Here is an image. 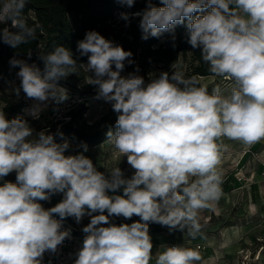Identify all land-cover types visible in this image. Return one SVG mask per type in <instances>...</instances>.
<instances>
[{"label": "clouds", "instance_id": "9594fccd", "mask_svg": "<svg viewBox=\"0 0 264 264\" xmlns=\"http://www.w3.org/2000/svg\"><path fill=\"white\" fill-rule=\"evenodd\" d=\"M27 2L0 0V24L10 20L17 29H0V42L16 48L36 38L40 25L29 26L23 14ZM117 2L131 8L137 0ZM145 3L142 11L120 13L121 19L130 23L139 17L144 40L168 32L174 42L176 26L186 25L187 42L201 50L209 71L234 81L235 87L221 97L218 86L209 94L206 86H198L197 77L185 78L182 71L171 77L162 72L147 84L138 67L122 75L125 64L134 63L132 52L97 31L77 42L86 65L78 66L65 46L39 56L43 68L12 58L10 68H18L20 81L12 92L19 96L22 91L35 103L22 110L24 116L12 119L0 103V264H43L46 253L55 255L71 238L70 228L62 230L63 222L72 217L79 224L85 216L90 222L82 229L86 235L73 264H150L149 223L184 230L191 222L189 235L195 237L201 227L198 210L221 198L224 172L218 141L227 138L250 148L264 140V0ZM79 69L91 73L85 77L89 85L98 86L95 99L110 103L117 114L115 133L106 135L126 157L133 170L130 178L119 167L106 176L82 152L66 155L67 141L56 143L48 129L35 132L24 118L38 119L48 101H66L60 81ZM83 150L88 151L87 145ZM13 173L15 182L4 179ZM56 194L62 199L46 209L41 201ZM134 216L139 220L130 224L114 222ZM200 260L197 249L169 246L155 264Z\"/></svg>", "mask_w": 264, "mask_h": 264}, {"label": "rangeland", "instance_id": "374dc122", "mask_svg": "<svg viewBox=\"0 0 264 264\" xmlns=\"http://www.w3.org/2000/svg\"><path fill=\"white\" fill-rule=\"evenodd\" d=\"M83 64L86 65L87 61ZM179 64L181 67L174 71L183 72L187 68V62L182 55ZM137 67L139 68L137 74L144 78L146 84L152 79L158 78L162 72H166L160 63H154L145 69L139 65L130 66L128 69H124L121 74L127 75L135 71ZM172 73L173 71L169 74L170 77ZM89 75L91 73H86V76ZM199 79L202 86L214 85V88L218 86L221 97L229 96L235 87L234 81L226 80L222 76L212 74L200 76ZM19 82L17 76L3 80L0 86V96L3 91L8 94L13 93L11 89L18 87ZM61 86L67 90L68 99L66 101L59 105L48 101L46 102L48 107L40 113L38 119L28 117L30 118L28 122L35 132L44 129H48V131L59 129L63 122L69 120L70 109L73 108L74 111L80 106L79 102H84V105L87 106L86 112L80 118V122L85 127L98 124L111 107V104L103 99H95L98 86L85 87L86 92L81 94L73 93L69 88ZM20 97L27 101V105L22 110L35 103V101L27 99L22 91L17 96V98ZM73 97L77 99L75 103L71 100ZM0 103L4 104L1 99ZM54 108L58 110L54 111ZM22 110L19 115L24 116ZM64 141L69 143L66 155L82 152L93 161L97 170L106 176L110 175L113 167L121 168L127 178L133 174V170L127 164L126 157L116 151L114 146L108 142V138L95 145L82 144L70 137H65L56 143ZM218 143L222 145L220 168L224 172L221 198L218 202H211L210 207L198 210L196 220L201 227L195 237L189 235L191 222H188V227L184 230H170L167 226L149 223V235L153 243L150 264H155L156 256L169 246L197 249L201 254V260L195 264H264V140L250 148L227 138H221ZM83 145H87V152H84ZM115 194H122V189ZM61 199L62 195L56 194L47 202L54 206ZM96 214L98 213H93V215ZM136 220L139 218L134 216L131 220L122 219L115 223L130 224ZM89 222L90 217L85 216L79 226L83 229ZM153 227L159 230H153Z\"/></svg>", "mask_w": 264, "mask_h": 264}, {"label": "trees", "instance_id": "16d2710c", "mask_svg": "<svg viewBox=\"0 0 264 264\" xmlns=\"http://www.w3.org/2000/svg\"><path fill=\"white\" fill-rule=\"evenodd\" d=\"M145 7V0H137L131 8L121 5L117 0H28L23 9L24 17L29 26L39 24L40 27L36 29V38L27 44H20L13 48L0 42V86L3 80L16 76L18 68H10L9 61L12 58L23 59L29 63L35 62L43 68V61L38 57L50 53L56 46L69 48L79 66L87 61V56L81 57L76 51L77 42L83 40L89 31H97L112 41L114 45L122 46L125 51L132 52L131 59L134 63L132 65L126 63L125 69L135 65L145 69L154 63H160L164 70L169 71L170 74L174 71L173 65L180 62L182 55L187 62V68L183 71L185 78L195 76L199 80L198 86H202L199 77L212 75L209 71L210 65L203 61L201 50L193 49L187 42L186 25L176 26L174 42L172 34L168 32L159 37L149 35L148 39L144 40L141 38L142 30L139 27V17L132 18L130 23L120 17L122 12L142 11ZM1 28L2 24H0ZM11 31L15 32L17 29L12 28ZM173 43H175V47H173ZM29 52H31V59L28 58ZM85 77L84 70L79 69L78 74L69 75L66 79L61 80L60 84L69 88L73 93H85L84 88L92 86L86 82ZM181 87L183 86L181 85ZM214 87V85L207 86L209 94H212ZM0 99L6 105L4 111L8 119L21 116L19 113L27 105L25 99L17 98L14 93L8 94L3 91ZM78 105L80 106L74 111L73 108H69V120L63 122L59 129L48 131L47 134H53L55 142L70 137L82 144L95 145L107 139L106 134L109 130L115 133L117 114L112 111L111 107L98 124L85 127L80 122V118L86 112L87 106L84 105V102H79ZM58 132L63 135H59ZM4 179L15 182V173ZM41 203L46 209L52 207V204L47 201H41ZM122 219L117 218L114 222ZM157 225L160 226V224ZM153 230L159 229L153 227Z\"/></svg>", "mask_w": 264, "mask_h": 264}, {"label": "built area", "instance_id": "2783aa9c", "mask_svg": "<svg viewBox=\"0 0 264 264\" xmlns=\"http://www.w3.org/2000/svg\"><path fill=\"white\" fill-rule=\"evenodd\" d=\"M4 27H8L11 30V21L9 20L7 24H2V28ZM71 100L75 103L77 99L73 97ZM69 228L71 229V238L66 239L63 244L58 247V251L55 255L46 253L43 264H73L75 253L82 246V241L86 234L83 233L82 228L72 217L67 218L62 225V230Z\"/></svg>", "mask_w": 264, "mask_h": 264}]
</instances>
